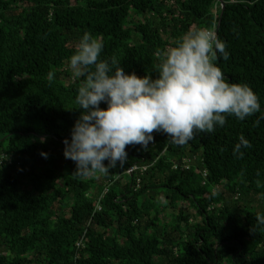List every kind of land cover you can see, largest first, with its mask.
Listing matches in <instances>:
<instances>
[{
  "label": "trees",
  "instance_id": "trees-1",
  "mask_svg": "<svg viewBox=\"0 0 264 264\" xmlns=\"http://www.w3.org/2000/svg\"><path fill=\"white\" fill-rule=\"evenodd\" d=\"M223 1L220 19L218 0H0V264H264V212L237 198L264 201V0ZM218 22L230 56L214 63L262 110L183 145L154 132L123 167L77 175L63 141L81 112L68 63L83 33L155 78L161 49ZM241 134L252 147L239 158Z\"/></svg>",
  "mask_w": 264,
  "mask_h": 264
},
{
  "label": "clouds",
  "instance_id": "clouds-1",
  "mask_svg": "<svg viewBox=\"0 0 264 264\" xmlns=\"http://www.w3.org/2000/svg\"><path fill=\"white\" fill-rule=\"evenodd\" d=\"M103 49V40L86 31L69 57L73 78L80 81L75 102L81 112L71 138L63 141V154L76 163L77 175H106L123 167L127 146L138 144L146 150L154 132L183 145L198 132L223 127L227 115L244 120L262 110L250 85L230 82L214 63L230 56L215 31L189 30L173 46L161 49L155 78L128 73L115 58L102 59ZM251 147L241 134L233 155L242 158V149ZM260 219L264 222V216Z\"/></svg>",
  "mask_w": 264,
  "mask_h": 264
},
{
  "label": "rangeland",
  "instance_id": "rangeland-1",
  "mask_svg": "<svg viewBox=\"0 0 264 264\" xmlns=\"http://www.w3.org/2000/svg\"><path fill=\"white\" fill-rule=\"evenodd\" d=\"M36 131H39V130H36ZM64 165H65V161L64 160H57V161L54 162V166H56L59 171H62V169L64 168ZM65 172H66V170H65ZM124 183L125 182H123V184ZM218 190L224 192L222 186H220L218 188ZM161 197L162 196H159V198H161ZM237 198H238V201H242L240 204H245L247 206V208H250V209L256 210V211L264 212V201L258 195H255V194H242L240 196H237ZM188 206L189 205H184V208L188 209V212H190L192 215H194L195 212L193 211V209H191ZM194 219H196V218H193V216H192L191 217V222H194L195 221ZM159 220L161 222H167V223L172 222V218H171L170 214H166V213H163V212L160 213Z\"/></svg>",
  "mask_w": 264,
  "mask_h": 264
},
{
  "label": "water",
  "instance_id": "water-1",
  "mask_svg": "<svg viewBox=\"0 0 264 264\" xmlns=\"http://www.w3.org/2000/svg\"><path fill=\"white\" fill-rule=\"evenodd\" d=\"M219 4H220V7H221V13H220V19L222 17V14H223V10H224V7H225V4H224V1L223 0H218ZM219 25H220V22H218L217 24V30L219 28Z\"/></svg>",
  "mask_w": 264,
  "mask_h": 264
},
{
  "label": "built area",
  "instance_id": "built-area-1",
  "mask_svg": "<svg viewBox=\"0 0 264 264\" xmlns=\"http://www.w3.org/2000/svg\"><path fill=\"white\" fill-rule=\"evenodd\" d=\"M216 15V14H215ZM211 31H215L216 32V34H217V26L216 27H214L213 29H211ZM133 170V169H132ZM132 170H130V171H132ZM98 210H100V208L98 207ZM79 245H80V243H78L77 244V246L79 247Z\"/></svg>",
  "mask_w": 264,
  "mask_h": 264
}]
</instances>
